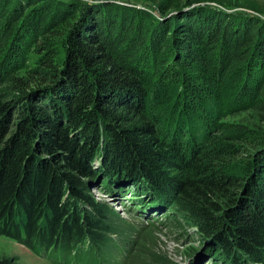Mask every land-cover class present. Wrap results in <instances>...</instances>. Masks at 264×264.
<instances>
[{"label":"trees","instance_id":"16d2710c","mask_svg":"<svg viewBox=\"0 0 264 264\" xmlns=\"http://www.w3.org/2000/svg\"><path fill=\"white\" fill-rule=\"evenodd\" d=\"M184 2L155 15L109 2L0 0V64L28 46L38 57L29 82L0 76V235L64 262L99 264L104 243L96 229L107 227L98 226L97 201L84 183L97 158L92 166L108 178L101 183L110 194L142 195L145 213L165 209L168 188L171 204L225 260L237 264L238 251L264 264V124L218 141L206 134L205 119L218 130L216 113L228 105L264 106V20ZM169 62L200 84L196 92L211 104L204 115L189 112L190 103L177 113L173 106L167 119L153 109L165 101L155 77ZM35 150L51 160L37 162ZM242 150L251 156L248 170L231 175L226 162ZM161 161L177 173L163 175ZM70 200L92 207L88 223V214L66 221Z\"/></svg>","mask_w":264,"mask_h":264},{"label":"rangeland","instance_id":"374dc122","mask_svg":"<svg viewBox=\"0 0 264 264\" xmlns=\"http://www.w3.org/2000/svg\"><path fill=\"white\" fill-rule=\"evenodd\" d=\"M79 3L97 4L102 2H109L114 5H122L143 9L149 12L158 14V7L168 6V13L171 8L183 6L185 0H75ZM207 5L212 7H218L224 9L227 13H243L254 17H258L264 20V0H196V5ZM21 56L14 57L10 63L5 62L0 64V76L1 72H6L13 77L23 78L25 81H30L31 76L34 75L35 70L38 68L37 53L32 49V46H28L20 53ZM170 59V58H168ZM164 69L155 77L157 82L165 84L166 92L161 107H153L156 112H164L166 119L169 111L173 106L179 109H184V104H191L187 109L189 112L197 111L199 115H204L210 110V102L207 100L203 92H196V86L200 85L197 81L184 77L181 73L175 70L172 66V62L163 65ZM184 77V78H182ZM194 81V82H193ZM0 89L2 85L0 84ZM220 107V106H219ZM263 105L260 107L243 108L237 110L236 106L228 105L227 110L221 109L216 113V117L222 114V117L216 121L218 130L211 129L209 126V117L207 116L206 123L208 130L206 134L208 136L214 135L215 139L221 141L228 134L233 133L235 129H251L254 125L262 126L264 124V114L261 111ZM225 111V113H224ZM185 112V111H184ZM188 113V111H186ZM224 113V114H223ZM130 115V113H127ZM172 116V115H171ZM204 118V117H203ZM208 120V121H207ZM198 122V121H197ZM172 125V124H170ZM199 135V126L193 127V124H189ZM179 129V125H176ZM165 129V128H164ZM171 133L176 134L174 128H170ZM179 131L185 132V128H181ZM186 135L184 139H186ZM249 155L248 150H242L241 156L234 159L227 160L226 166L231 175L242 176L248 170V162L251 159L246 156ZM35 160L39 163L48 162L52 157H49L46 153L35 150ZM97 158H94L90 165L92 172L96 173L93 178L86 179L85 185L88 188V195L92 196L96 201L98 213L100 214L101 227H107L106 231L102 229H96L99 231L100 238L103 241V245L97 250L101 255V261L99 264H221V250L212 249L211 239L203 238L199 236L197 228L187 221L185 216L178 212V210L171 204L174 195L170 193L168 188L162 191L165 197V209H160L157 201H151L150 207L158 206L157 210H150L147 208V212L143 213V204L138 200H141L142 195L135 194L134 196H122L123 191L119 190L118 194L114 196L103 187L101 179L108 181V178L99 175L103 172L101 169H94L97 165ZM163 168V175L168 177L175 175L177 171L174 170L173 165L164 164L166 162H160ZM247 166V169H246ZM99 174H98V173ZM111 178H115V174L108 173ZM94 181L93 179H98ZM108 183L113 189L118 186H113ZM137 186L139 184L137 183ZM116 187V188H115ZM130 187V186H129ZM140 187V186H139ZM142 187V185H141ZM140 187V188H141ZM108 188V187H107ZM131 189V188H125ZM115 191V190H114ZM127 194L126 191L123 192ZM143 198H147L143 196ZM74 213H68L66 221L69 217L82 215H89L86 219L93 217L91 210L92 207L87 208L75 201L70 200ZM138 209V210H137ZM140 210V211H139ZM68 223V222H67ZM80 224V223H79ZM103 232V233H100ZM46 250H41L40 253L33 252L26 245L19 243L15 239L0 235V261H4L6 264H84V261L79 258H70L66 262L60 260L58 257H54V254H47ZM220 252V253H219ZM219 253V254H216ZM238 255L240 261L237 264H245L250 262L249 256L243 252L232 253ZM212 257V258H211ZM223 257V256H222ZM234 258H229V260ZM225 262H230L221 259ZM98 261V260H97ZM89 264H96L95 259L90 260ZM231 264V263H229Z\"/></svg>","mask_w":264,"mask_h":264}]
</instances>
